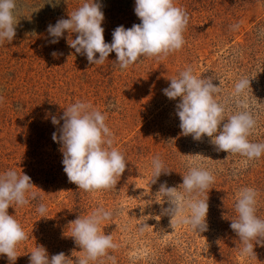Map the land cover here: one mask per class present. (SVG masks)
<instances>
[{
  "label": "rangeland",
  "instance_id": "374dc122",
  "mask_svg": "<svg viewBox=\"0 0 264 264\" xmlns=\"http://www.w3.org/2000/svg\"><path fill=\"white\" fill-rule=\"evenodd\" d=\"M17 2L16 36L0 44V175L27 174L37 198L9 207L29 238L17 245L14 262L0 254V264H30V252L41 245L49 258L63 252L75 261L83 252L71 237L70 222L97 208L112 213L101 230L112 235L116 247L90 264H113L109 257L114 264H264V246L254 242L255 256H242L239 237L230 228L237 218V194L245 187L257 191L256 214L264 219V154L247 160L217 151L206 135L199 141L183 135L176 114L180 98L170 100L162 91L191 67L220 87L215 98L225 105L227 119L244 110L233 96L234 85L249 79L246 96L239 98L256 120L248 139L264 143V0H174L189 16L184 46L163 59L142 56L123 70L115 52L102 65L89 64L67 43L76 33L66 31L58 43H49L47 26L69 18L85 0H59L55 7L56 0ZM96 2L105 16L101 26L107 43L117 26L141 23L135 0ZM77 101L106 115L113 147L127 161L114 189L85 192L63 170L61 145L52 139L63 120L53 125L51 117L59 119ZM155 156L170 174L152 184ZM192 166L215 176L199 197L208 198L209 205L208 229L201 233L179 217L171 222L161 215L168 203L158 193L165 181L179 188ZM41 203L47 208L43 217L36 210Z\"/></svg>",
  "mask_w": 264,
  "mask_h": 264
},
{
  "label": "clouds",
  "instance_id": "9594fccd",
  "mask_svg": "<svg viewBox=\"0 0 264 264\" xmlns=\"http://www.w3.org/2000/svg\"><path fill=\"white\" fill-rule=\"evenodd\" d=\"M48 2L51 3V0ZM58 3L59 0H56L52 6ZM101 9L102 5L96 0H85L69 13V18H60L54 25L47 26V33L51 37L49 43H58L66 31L69 35L76 33L75 39L68 36L67 43L77 54L86 56L89 64L102 65L109 54L115 52V63L122 70L142 56L166 58L185 44L183 33L189 16L183 8L176 6L174 0H135L134 12L141 23L127 29L123 25L117 26L112 32L111 43L105 42V29L101 26L105 16ZM17 24V0H0V44L5 41L10 43L14 39ZM51 55L56 57L58 54L53 51ZM249 87L250 80L247 78L235 83L233 96L237 98L238 107L244 110L237 111L227 119L225 105L215 98L221 91L220 87L214 85L210 78L195 75L191 67L170 79L169 86L162 91L170 100L180 98L176 104V114L183 135H191L196 141L206 135L212 138L217 151L239 154L253 160L264 154V143L250 142L248 139L256 120L246 110V103L239 98L246 96ZM61 120L63 124L58 132L52 133V139L61 145L63 170L69 182L85 192L116 188L126 170L127 161L113 147V133L105 123L106 115L88 103L77 101L65 109L59 119L55 115L51 117L53 125H60ZM151 163L152 184L162 174H170L159 156L153 157ZM214 181L215 176L211 171L192 166L183 175L179 188L169 187L166 181L161 183L158 193L168 203V207H162L161 215L170 216L171 222L179 217V222L190 226L193 231H207L208 198L199 197ZM33 186L27 174L8 170L0 175V254L6 255L12 262L18 257L17 245L29 237L19 221L9 215L8 209L14 205H27L30 200L36 199L37 193L31 191ZM257 196V191L250 187L238 192L235 203L237 218L231 220L230 224L241 242L240 254L245 257L255 256L254 242L264 246V219L256 214ZM36 210L43 217L47 208L41 203ZM111 216L110 211L97 208L89 215L79 216L70 222L71 237L83 252L75 261L63 252L49 258L46 248L41 245L30 252V264H90V261L106 256L109 249H115L116 244L111 234L102 232L101 224ZM109 258L114 264L115 258Z\"/></svg>",
  "mask_w": 264,
  "mask_h": 264
}]
</instances>
